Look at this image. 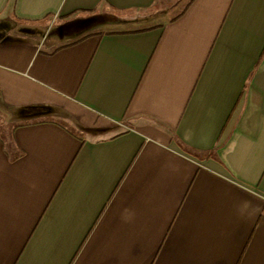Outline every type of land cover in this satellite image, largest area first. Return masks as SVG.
I'll use <instances>...</instances> for the list:
<instances>
[{"label": "crops", "instance_id": "1", "mask_svg": "<svg viewBox=\"0 0 264 264\" xmlns=\"http://www.w3.org/2000/svg\"><path fill=\"white\" fill-rule=\"evenodd\" d=\"M11 21L42 31L0 27V264H264V0H0Z\"/></svg>", "mask_w": 264, "mask_h": 264}, {"label": "rangeland", "instance_id": "2", "mask_svg": "<svg viewBox=\"0 0 264 264\" xmlns=\"http://www.w3.org/2000/svg\"><path fill=\"white\" fill-rule=\"evenodd\" d=\"M161 10L162 8H157L156 12H153L152 10L146 13H143V12L134 13V16L130 17L131 20H129L128 23H119V22L114 23V22H108L106 20H101L100 24L97 25L98 26L97 29H94V31H91L90 33L91 34L112 33V32H116V31H120L124 29L139 30V29L148 28L156 24L161 25L164 23L166 19H170L172 15V12L167 15L162 14ZM47 24L48 23L45 22V25ZM40 26L44 27L42 25ZM0 27H2L3 30L9 32L12 37H15V36L25 37L27 35H30L34 31H37V32L42 31L41 29L38 30L37 25L21 24L15 21L5 22Z\"/></svg>", "mask_w": 264, "mask_h": 264}]
</instances>
